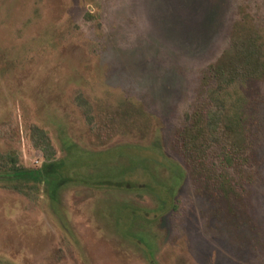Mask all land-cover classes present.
Returning <instances> with one entry per match:
<instances>
[{"label":"rangeland","instance_id":"obj_1","mask_svg":"<svg viewBox=\"0 0 264 264\" xmlns=\"http://www.w3.org/2000/svg\"><path fill=\"white\" fill-rule=\"evenodd\" d=\"M253 34L264 0H0V264H264V74L214 72ZM214 97L230 165L182 142Z\"/></svg>","mask_w":264,"mask_h":264},{"label":"trees","instance_id":"obj_2","mask_svg":"<svg viewBox=\"0 0 264 264\" xmlns=\"http://www.w3.org/2000/svg\"><path fill=\"white\" fill-rule=\"evenodd\" d=\"M258 36L250 35L240 40L237 36L231 39L230 49L220 56L214 65V72L218 85L226 86L235 79H244L248 77H257L264 74V62L261 58L260 44ZM222 87V88H223ZM211 104L205 114L194 113L191 116V123L183 133V146L190 153L196 156H206L209 154L220 155L222 160L230 165L236 160L240 152V140L235 123L230 115L223 110V101L216 98L210 100ZM230 116V117H229ZM36 136L35 146L42 149L45 158L52 156V148L41 129L33 130ZM13 161V158H11ZM61 166L57 164H44L39 170H25L22 166L12 165L8 172L19 178L40 180V177L48 180L49 175L56 174ZM64 178L56 179L51 182L52 191L58 188ZM55 185V186H54Z\"/></svg>","mask_w":264,"mask_h":264}]
</instances>
